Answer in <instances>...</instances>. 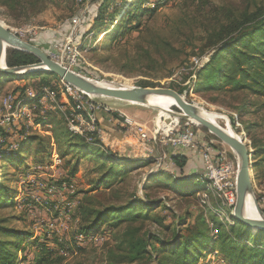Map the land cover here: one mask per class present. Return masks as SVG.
Wrapping results in <instances>:
<instances>
[{"label":"rangeland","instance_id":"374dc122","mask_svg":"<svg viewBox=\"0 0 264 264\" xmlns=\"http://www.w3.org/2000/svg\"><path fill=\"white\" fill-rule=\"evenodd\" d=\"M0 20L85 78L109 87L173 89L242 135L251 150L255 207L264 216V96L236 89L225 77H211L214 67H229L240 49L264 57V0H0ZM10 48L5 46L6 66ZM155 99L166 108L164 98ZM86 100L96 110L77 109L62 79L45 70L0 72V127H7L0 128V225L19 234L0 233V239L12 244V264H35L36 255L47 250L52 264H126L128 246L121 234L126 225L139 229L135 236L147 232L167 242L166 251L181 249L180 242L196 236L188 247L192 264H227L217 237L230 225L236 224L234 234L239 226L248 229L243 246L256 245L258 230L234 218L237 198L211 193L204 168L202 175H190L185 163L179 168L166 140L189 132L212 144L231 168L230 180H237V157L230 146L179 116L171 104L165 111L154 102L98 95ZM102 111L119 112V129L139 126L146 146L155 149L144 146L139 157L125 156L133 142L125 128L107 141L114 151L107 149ZM12 114L13 120L4 123ZM198 146L192 157L199 156ZM109 151L123 162L104 159L102 152ZM157 159L162 160L158 168ZM133 195L142 200L135 207L141 216L112 226L116 218L108 215L86 229L103 208ZM258 242L264 247V235Z\"/></svg>","mask_w":264,"mask_h":264},{"label":"trees","instance_id":"16d2710c","mask_svg":"<svg viewBox=\"0 0 264 264\" xmlns=\"http://www.w3.org/2000/svg\"><path fill=\"white\" fill-rule=\"evenodd\" d=\"M264 23V20H263ZM227 45V44H226ZM228 46H222V50ZM264 57L255 55L247 50L240 49L233 56L229 67L220 68L214 67L212 71V78L214 80L218 76L227 78L228 81L233 83V87L236 89L249 88L254 93L264 96ZM37 58L28 52L10 48L6 51V64L7 66L24 65L28 63L35 62ZM205 70V69H204ZM203 70V71H204ZM202 71V73H203ZM248 82L243 83V80ZM213 80V79H212ZM42 81V80H41ZM40 81V82H41ZM45 82V81H44ZM152 86V85H150ZM19 87L13 89L16 91ZM22 89V87H21ZM16 97V95H14ZM3 131H6L7 127L1 126ZM0 132V136H1ZM3 136V135H2ZM1 136V137H2ZM110 153V151H109ZM109 153L102 152V157L104 159H110L111 161L123 162L118 157L119 154L112 152V156H108ZM181 155L174 156V162L179 168L183 167L185 160H181ZM149 161V160H148ZM123 171L116 170L115 175L121 174ZM188 179V178H187ZM183 181V180H182ZM184 182V181H183ZM125 203L119 206H107L98 212L94 220L89 224L86 229L96 227L101 222L105 220L108 215H114L116 218L115 222L111 225L115 226L118 222L127 221L130 222L135 218L141 216L139 212L135 210V207L142 203V200L137 196H131ZM154 205V204H149ZM136 211V212H135ZM163 219L162 217H160ZM161 221V220H160ZM236 224L230 225L229 230L223 231L218 234L217 240L220 241V251L222 253L223 259L227 264H264V247L259 245L258 236L264 235V229H258L257 237L253 241L256 245L252 247L243 246L241 241L246 240L248 236V229L245 230L239 226L238 231L234 234L233 228ZM139 229L135 226L126 225L122 231V236L127 241L128 254L126 264H192L191 252L189 251V246L194 242L193 239L196 236H191L187 238L182 243L181 249L172 248L165 250L166 243L154 234L145 233V235L135 236ZM0 233L3 237L5 236H16L18 237V232L12 229L6 228L0 225ZM233 233V234H232ZM200 234V233H199ZM157 241L159 244L154 246L151 244L150 240ZM175 242L178 240H174ZM175 243H173L174 245ZM12 244L4 239H0V264H12L15 259L13 253L10 252L9 247ZM50 251L42 252L37 254L35 258V264H52V258L50 257ZM161 254V255H160ZM145 258V261L142 259ZM192 259V260H191ZM109 264H118L110 262Z\"/></svg>","mask_w":264,"mask_h":264},{"label":"water","instance_id":"95a60500","mask_svg":"<svg viewBox=\"0 0 264 264\" xmlns=\"http://www.w3.org/2000/svg\"><path fill=\"white\" fill-rule=\"evenodd\" d=\"M5 46L31 53L38 61L31 65L12 67H7L3 61V66L0 64V72L3 74L31 73L33 71L40 72L44 71L42 67H45L47 69L45 71L93 95L106 96L139 104H147V102L156 95L171 97L174 100L173 106L180 111L178 114L179 116H185L197 122L214 134L219 140L230 146L234 151L237 157V202L234 209V218L251 228L257 230L264 229V219L259 217L258 212H256V216L254 217H247L244 216L240 210V206L246 201L251 202V204L253 203L256 209L251 178V150L242 135L237 134L231 128L228 131L225 126L210 120L202 113L201 108L198 109L194 107L193 104L186 102L184 98L173 89L158 86L104 87L96 85L80 74L52 60L42 49L20 38L0 20V59L3 56L4 60Z\"/></svg>","mask_w":264,"mask_h":264},{"label":"built area","instance_id":"2783aa9c","mask_svg":"<svg viewBox=\"0 0 264 264\" xmlns=\"http://www.w3.org/2000/svg\"><path fill=\"white\" fill-rule=\"evenodd\" d=\"M63 86L65 87V90L68 92V94L76 101V107L77 109H86L90 107V109L96 110V107H93L92 105L88 104L86 98H88L90 95L78 90L73 85L63 81ZM15 99V96H10V104H12L13 100ZM15 117L14 114L10 117H6L4 119V123L11 122L13 118ZM91 122H94V118L91 117ZM129 124V122H128ZM92 125V124H91ZM2 126V125H1ZM129 126V125H128ZM125 128V126L123 127ZM125 133L128 134L132 139L137 140L138 142H144L146 138L145 132L140 129L139 126H135V128H132L129 126V128H125ZM2 137L0 136V141ZM172 147L177 148H185V149H191L195 150L198 149V145H200L199 148V156L200 161L202 163V167L204 168L203 176L207 180L208 183V190L211 193L219 194L224 197L227 196L229 200H233L236 197V191H237V183L236 180H230L228 174L231 171V168L228 165H225L221 162L222 155H218L219 152L216 150V148L207 142H201L199 138L193 137L192 134L189 132L177 134V136L168 138L166 140ZM162 160L157 159V162L155 164V167L158 168L162 165ZM229 222V219H227Z\"/></svg>","mask_w":264,"mask_h":264},{"label":"crops","instance_id":"0c3cea01","mask_svg":"<svg viewBox=\"0 0 264 264\" xmlns=\"http://www.w3.org/2000/svg\"><path fill=\"white\" fill-rule=\"evenodd\" d=\"M14 85H17V84H14ZM118 116H119V112H117V114H115L113 116V115H110V113L108 114V113H105V112L102 111V117L100 118V121L102 122V128H103L102 129V144L104 146H106L107 149H109L111 151H114V150H112L111 147H109L107 145V143H108L107 141H109V139L112 140V141L114 139H117L118 134L122 133V131H123V128L119 129V127H118L120 125L119 120L117 118ZM111 126H115V128L112 129ZM124 134H125V131H124ZM132 140H133V142H131V145L130 146L129 145L126 146L127 150L124 153L125 156H128V155L131 156L130 159L131 158L134 159L135 157H139L138 155L140 153H144V152L141 151L144 146L147 147L149 150H151V149L154 150L155 147H156V145H155V147L153 145H147L146 146L145 141L144 142L143 141L142 142H138L135 139H132ZM122 147L125 148V146H122ZM167 147L172 152L174 151L172 153L174 155H170V156H172L171 159L173 161H174V156L175 155L178 154V155L182 156L181 160H183V159L185 160L186 169H187L188 172H191L190 175H192L193 173L194 174L198 173V171L200 173L199 175H202V171H203L202 168L203 167L201 165L202 163L200 161V156L194 155L192 157V154L195 153L194 150L185 149V148H174V147H171L169 144H167ZM117 151H118V153L121 154L120 151H122V150H117Z\"/></svg>","mask_w":264,"mask_h":264},{"label":"bare ground","instance_id":"6f19581e","mask_svg":"<svg viewBox=\"0 0 264 264\" xmlns=\"http://www.w3.org/2000/svg\"><path fill=\"white\" fill-rule=\"evenodd\" d=\"M3 61H4V59H3V56L1 57V59H0V64L3 66ZM44 70H47L45 67H42ZM35 70H38V69H35ZM88 81H90V82H92V83H94V84H96V85H99V86H104V87H109L108 85H106V84H104V83H99V82H97V81H93V80H90V79H88V78H86ZM78 89V88H77ZM78 90H80V89H78ZM80 91H82V90H80ZM82 92H84V91H82ZM84 93H86V92H84ZM86 94H88V95H93V94H90V93H86ZM157 97H162V98H164L165 99V101H166V108L165 107H163L162 106V104H159L158 103V101H157V99H155V98H157ZM150 102H154V103H152L153 105H155V106H157V107H159V108H161L162 110H165V111H169L168 110V106L171 104V105H174V100L171 98V97H168V96H154V97H152L148 102H147V104H149ZM161 103V102H160ZM194 107H196V106H194ZM196 108H198V107H196ZM199 109V108H198ZM202 113L207 117V118H209L210 120H212V121H214L213 119H212V114H211V116L209 115V114H207L203 109H202ZM163 115H164V112H163ZM172 118V117H171ZM214 122H216V121H214ZM176 123V122H175ZM217 123V122H216ZM224 126V125H223ZM225 128L229 131L230 130V127H228V126H225ZM240 210H241V212L243 213V215L244 216H247V217H254V216H256V209L254 208V205H253V203L251 204V202H249V201H246L245 203H242V205L240 206ZM259 217L260 218H262V219H264V217L262 216V215H259Z\"/></svg>","mask_w":264,"mask_h":264}]
</instances>
